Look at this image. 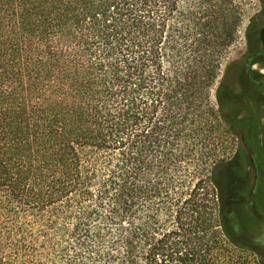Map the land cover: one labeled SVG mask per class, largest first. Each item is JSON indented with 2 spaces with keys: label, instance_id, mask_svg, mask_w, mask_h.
<instances>
[{
  "label": "trees",
  "instance_id": "obj_1",
  "mask_svg": "<svg viewBox=\"0 0 264 264\" xmlns=\"http://www.w3.org/2000/svg\"><path fill=\"white\" fill-rule=\"evenodd\" d=\"M241 22L236 0H0V264H261L216 175Z\"/></svg>",
  "mask_w": 264,
  "mask_h": 264
},
{
  "label": "rangeland",
  "instance_id": "obj_2",
  "mask_svg": "<svg viewBox=\"0 0 264 264\" xmlns=\"http://www.w3.org/2000/svg\"><path fill=\"white\" fill-rule=\"evenodd\" d=\"M236 3L242 10V22L237 33L236 42L227 51L221 68L220 77L217 80V85H219V83L223 80L224 89H226V92L229 93L230 96H234L236 92L239 91L236 86L238 81H241L242 83L246 81L243 78L238 79V75L236 70H234V67L230 71H226V67L230 64H234V66L236 65L237 67L245 60L246 51L249 49L247 31L250 23L253 20L259 19L257 17L262 9L261 0H236ZM261 19L264 20V17ZM255 50H258V48L256 47ZM255 61L260 60L256 59ZM254 67L255 68L253 70L256 73L264 76L263 68L257 64H254ZM243 85H245V83ZM214 89L215 87L211 92L212 97L214 95ZM219 135L221 138L216 145L218 159L224 161L233 159L234 161L237 158L239 160V166L234 168L231 172L232 175L227 174L225 170L219 172V168L216 171L217 180L219 181L221 187L225 185V180H231L233 177L231 200L233 203V215L236 217L238 223V229H236L235 232L237 239L239 242L247 241L254 246L258 250L257 257L260 263L264 264V180L261 178L259 183V187L261 188L258 195L259 200L257 201L256 199H253V203H251L253 206L252 210L248 209L246 206L248 204L249 189L251 187V178L249 175L251 171L248 168L249 166L245 157L246 154L242 153L243 149L241 148L240 139L237 136H231L224 128L221 129ZM258 142L261 144L262 148H264V137L260 136ZM257 157L264 164V150L263 152L261 150L260 153H257ZM243 232H246L245 237L242 234ZM240 256L245 257V255H241L240 253L236 254L237 261L243 262L242 259L239 258ZM247 261L255 262V259L249 257Z\"/></svg>",
  "mask_w": 264,
  "mask_h": 264
},
{
  "label": "flooded vegetation",
  "instance_id": "obj_3",
  "mask_svg": "<svg viewBox=\"0 0 264 264\" xmlns=\"http://www.w3.org/2000/svg\"><path fill=\"white\" fill-rule=\"evenodd\" d=\"M261 1L262 9L257 17L259 19L253 20L247 31L249 49L246 51L245 60L239 66L234 67L238 79L243 78L246 82H244L245 85L241 81L237 82L236 86L239 91L232 96L233 110L231 111L235 136L240 139L241 148L243 149L242 153L248 155V168L251 171L249 173L251 187L246 207L251 210L253 199L259 200L260 180L261 178L264 180V164L257 157V153L264 150L258 142L260 136L264 137V76L259 75L253 70L255 68L254 64H257L264 70V47L260 40V32L264 27V20L261 19L264 17V0ZM256 47L258 50H255ZM256 59L260 61H255ZM260 73L263 74L262 72ZM223 95L224 93L221 92V96ZM225 165L219 166V172L223 170L226 172ZM236 166H239L237 158L233 161L232 167L235 168Z\"/></svg>",
  "mask_w": 264,
  "mask_h": 264
},
{
  "label": "water",
  "instance_id": "obj_4",
  "mask_svg": "<svg viewBox=\"0 0 264 264\" xmlns=\"http://www.w3.org/2000/svg\"><path fill=\"white\" fill-rule=\"evenodd\" d=\"M260 40H261L262 46L264 47V27L262 28L260 32Z\"/></svg>",
  "mask_w": 264,
  "mask_h": 264
}]
</instances>
